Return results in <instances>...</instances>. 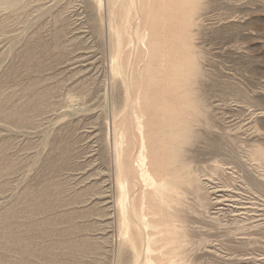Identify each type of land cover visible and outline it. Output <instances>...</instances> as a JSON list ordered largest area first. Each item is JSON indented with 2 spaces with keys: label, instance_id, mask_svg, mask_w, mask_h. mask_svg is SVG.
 I'll use <instances>...</instances> for the list:
<instances>
[{
  "label": "rangeland",
  "instance_id": "rangeland-1",
  "mask_svg": "<svg viewBox=\"0 0 264 264\" xmlns=\"http://www.w3.org/2000/svg\"><path fill=\"white\" fill-rule=\"evenodd\" d=\"M0 264H264V0H0Z\"/></svg>",
  "mask_w": 264,
  "mask_h": 264
}]
</instances>
